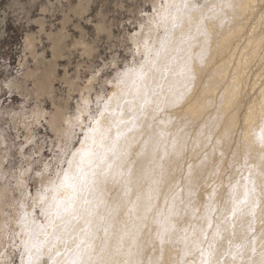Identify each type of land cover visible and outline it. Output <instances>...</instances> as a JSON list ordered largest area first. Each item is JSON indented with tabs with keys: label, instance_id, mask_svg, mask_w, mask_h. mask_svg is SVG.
I'll return each instance as SVG.
<instances>
[{
	"label": "snow or ice",
	"instance_id": "1",
	"mask_svg": "<svg viewBox=\"0 0 264 264\" xmlns=\"http://www.w3.org/2000/svg\"><path fill=\"white\" fill-rule=\"evenodd\" d=\"M4 3L5 0H0V7ZM28 3L37 11L27 22L22 40L23 53L14 57L0 49V207L17 209L14 217L17 227L8 233L14 255L8 256L6 250L0 252V264H42L44 257L47 258L46 264H142L134 259L131 249L124 252L117 248L109 254L106 245L97 247L95 244L99 232L108 236L111 219L118 211L117 207L107 208L104 215L98 213L104 202L95 195L97 168L104 165L101 175L118 177L127 185L132 169L124 165L129 162L132 150L139 149L137 156L152 157L150 175L159 178L152 180L154 187L145 197L143 218H146L154 207L152 200L157 198L153 193H158L159 184L166 175V161L182 159L189 146L193 152L203 149L202 158L195 164L191 161L184 164L187 169V198L182 195L185 188L180 187L179 202L173 195L170 203L167 199L165 201L167 211H157L155 239L159 241L160 254L150 257L148 264H264V183L258 185L256 179L257 175L264 178V171L255 172L256 166L249 165L245 157L237 169L240 179L235 182L230 179L225 196L219 192L225 185L215 181L217 168L207 174L211 179L205 184L204 201L200 207H195L196 201L192 199L198 194L191 180L194 167H206L207 149L210 147L215 153L234 134L230 126H224L222 135L215 137L213 144V129L219 130L228 115L221 111V107L226 100L231 104L238 99L240 66L248 62L245 53L251 40L243 51H237L230 58V67L235 69L228 73L230 80L223 68L213 74L219 75L224 85L216 93L219 105L217 99L205 100L215 115L200 125L195 137L185 131L192 122L187 117L178 120L173 114L174 110L196 102L197 82L211 57L209 22L218 21L220 29L230 23L223 7L211 4L205 10L209 0H204V3L171 0L164 5L162 15L150 17L146 23H162L164 36L159 47H149L145 43L144 62L138 70L117 71L114 79L119 91L104 100L101 112V116L111 114L114 121L112 128L106 129L101 136L103 152L98 156L99 163L90 170L78 166L75 173H70L71 161H67V167H61L55 179L49 172L48 183H44L43 172L36 171L35 176L41 178V185L33 191L34 185L28 181L32 167H23L22 163L20 167H13L11 162L17 159L14 153L19 154L21 161L29 158L23 155L25 150L38 138L42 129L53 125L56 108L52 105L48 111L42 112L38 103L33 108L31 104L25 107L14 102L18 98L30 100L29 91L38 97L46 84L43 74L57 77L61 71L67 74L68 53L71 52L74 58L85 59L96 51L101 35L119 37L112 36L102 18L98 10L99 0H28ZM224 6L232 9V0H227ZM141 15L148 16L149 13L142 10ZM261 20L264 21V13ZM186 22L188 30L175 39L176 30L183 29ZM144 27V24L140 25L141 29ZM136 35L134 33L133 38ZM259 43L264 47V36ZM197 47L199 50L194 51ZM239 47L237 45V49ZM170 50L175 54L170 55ZM236 55L240 57L239 62ZM114 60L110 63L115 70ZM102 71L93 69L96 75ZM260 92L261 109L264 111V88ZM87 103L85 100L84 104ZM113 103L115 108H110ZM13 107H19L20 111H12ZM93 123L95 126L89 131L95 143L100 120ZM172 127L175 132L170 130ZM113 128L111 143L105 145L103 141ZM21 130L26 133L24 143L17 144ZM9 132L16 135L6 139ZM253 137L264 149V126L254 131ZM219 155L223 157L224 152L220 151ZM89 164L92 165L93 161L89 160ZM44 172H48L47 165ZM130 191L126 188L125 194ZM136 208L137 205L133 204L130 211L134 212ZM181 213L190 215L199 223L181 227L177 222ZM38 217L42 218L39 222ZM9 228L8 220L0 223V233ZM166 244L180 253L177 258L165 259ZM117 256L125 259L117 260Z\"/></svg>",
	"mask_w": 264,
	"mask_h": 264
},
{
	"label": "bare ground",
	"instance_id": "2",
	"mask_svg": "<svg viewBox=\"0 0 264 264\" xmlns=\"http://www.w3.org/2000/svg\"><path fill=\"white\" fill-rule=\"evenodd\" d=\"M198 2L204 3V0H198ZM169 3H171V0H152L154 11L152 10V13L147 16V20L150 17H159L162 15L164 5ZM226 3L227 0H223V3L222 0H209V3L205 5V10L207 7L211 6V4H216L217 7H223V13L230 20V23H226L224 28L220 29L218 21L209 22V31L212 33L211 57L205 71L200 74V80L197 82L198 94L196 102L182 109L174 110L173 113L178 120L187 117L192 122L191 126L185 129V131L192 137H195L200 129V125L208 121L211 115H215V111L204 103L205 100L217 99V91L222 90L224 86L222 78L219 75L214 76L213 74L219 73L221 68L225 70V76H228L230 71H234L235 69L230 67V58L237 51H243L244 46H247L249 40H251V45L245 53L248 57V62L240 66L241 90L238 93V99L231 104L226 100L221 107V111L228 115L219 130L213 129V144L215 143V137L222 135L224 126H230L234 134L232 138L225 141L215 153H213L212 148L209 147L207 149L206 167H194L193 169L194 175L191 177V180L198 193L192 197V199L196 201L195 207H200L204 201V194L206 191L205 184L211 179L207 175L208 172L215 171L217 168L219 169L215 181L217 184L223 183L225 185V188L219 190L220 195L225 196L226 186L230 179L232 182L240 179L237 169L244 163L245 157L249 165L256 166L254 169L255 172L259 173L260 171H264V159H261V157L264 156V149L256 143L253 137V132L258 131L264 126V111L261 109L260 92V89L264 88V47L259 43L261 37L264 36V21L261 20V14L264 13V0H232V9L224 6ZM253 27L255 31H253ZM187 30L188 25L186 22L183 29L176 30L174 38L178 39L181 33ZM230 32L231 35L229 34ZM134 33L138 34L135 38H133ZM134 33L129 36V39L136 45L137 43L140 44L138 42L139 38H144L145 43L147 42L149 47H159L160 41L164 36V25L162 23L157 25L147 24L143 29L139 27L138 31ZM156 39L158 41H156ZM145 43L140 44V46L137 45L138 50H142V58L140 61L138 63L134 62L131 65L129 64L126 69H139L145 58ZM237 45L240 46L239 49H237ZM198 50V47L194 49V51ZM169 54L175 53L170 50ZM235 58L237 62L240 61L239 55H236ZM43 75L45 76L46 84L42 86L40 95L37 97L35 92L29 91L28 93L34 99L33 108H35L38 103L40 110L46 112L47 110L40 104V98L52 96L54 91L53 85L57 76ZM66 75V80H69V76L66 73H63L62 77L65 78ZM75 77L77 76L75 75ZM93 77L94 76H91L86 79L83 84L70 82L69 89L78 92L80 101L76 103L74 113L69 114L68 112L67 104L69 95L61 101L52 102L56 108V118L50 129L56 136L62 137L64 134L69 133L77 122L83 120L82 117L86 111L85 107L89 104V92L92 90V84L96 79V76L95 78ZM228 79L230 80V76H228ZM89 81H91V83H89ZM165 87H167L166 84ZM110 89L111 90L107 93V98L111 97L114 92L119 91L116 83ZM85 100L88 102L87 105L84 104ZM217 105H219L218 99ZM100 108V112L97 113L98 116L94 119L92 118L94 121L96 119L100 120V131L95 135L96 142H93V135L89 131L90 127L95 126L94 123H92V126H87L85 128L80 145L76 150H73L71 154L70 173H75L78 166L87 170L85 166L89 163V160L93 161L94 166L99 163L98 156L103 152V149L100 147L101 136L106 129L112 128L114 121V117L109 113H104L101 116L103 105ZM110 108H115V104L113 103L110 105ZM77 117H79V119H77ZM170 130L175 132L174 127ZM114 132L115 129L113 128L112 132L104 139L103 142L105 145L111 143V137L114 135ZM137 151H139L138 148L132 150L129 162L124 165L125 168L130 167L132 169L130 183L127 185L118 177L114 179L111 175L107 177L101 175L100 171L104 165L97 168L95 195L104 202L98 209V213L101 215L106 214L107 208L118 207V211L111 219V227L108 236L105 237L102 231L99 232V238L95 240V244L97 247L106 245V251L109 254L114 253L117 248L122 249L124 252L131 249L135 254L134 259L141 261L142 264H148V259L150 257L160 254L159 241L155 239V234L158 229V225L155 222L157 219L156 213L159 210L167 211L165 201L167 199L170 203L173 195L177 196V202H179L181 196L179 192L180 187L185 188V192L182 195L187 198V169L184 168V164L189 161L195 164L202 158L203 149L193 152L191 151V146H189V151L185 153L182 159L176 160L172 158L166 161V175L159 184L158 193H153L157 198L152 200L151 203L154 207L151 212L147 213L146 218H143L145 217V197L149 189L154 187L152 180L158 179L159 177L150 175L152 157L150 155L137 156ZM220 151L224 152L223 157L219 155ZM109 158L111 159V157ZM181 169H183V172ZM256 179L258 185L264 183V178L259 175L256 176ZM126 188L131 189L127 195L125 194ZM133 204L137 205L134 212L130 211ZM186 218H188V222ZM244 219L247 220L248 218L245 217ZM177 222L181 227L188 224L199 223V221L193 220L190 215L184 214H181L177 218ZM79 226L80 225H77V227ZM257 227H259V225H257ZM125 233H127V235H125ZM179 254L180 253L176 251L172 245H165V259H175ZM116 259L124 260L125 257L117 256ZM42 264H44L43 261Z\"/></svg>",
	"mask_w": 264,
	"mask_h": 264
},
{
	"label": "rangeland",
	"instance_id": "3",
	"mask_svg": "<svg viewBox=\"0 0 264 264\" xmlns=\"http://www.w3.org/2000/svg\"><path fill=\"white\" fill-rule=\"evenodd\" d=\"M18 3L19 6H17V0H5L3 7H0V49L6 55L14 57L23 53L22 40L27 31V22L32 13L37 11L28 3V0H18ZM98 10L101 11L102 18L109 26L112 36L119 37V39L110 38L106 34L101 35L96 43V51L92 56L85 59L74 58L71 52L68 53L66 63L68 64L67 74L69 80H65L62 77L64 72L61 71L60 75L55 79L56 81H54L52 96L40 98L41 106L48 111L53 105V101H61L69 95L67 106L69 114H72L75 112L76 103L80 101L78 92L69 89L70 82L83 84L86 79L96 76L92 84L93 88L89 92V104L85 107L86 111L83 114V120L77 122L70 132L62 137L56 136L50 127L42 129L38 138L33 141V144L23 154L25 157H29L28 159L21 161L19 154L14 153L17 159L11 162L13 167H20L21 163L23 167H32L33 172L28 177V181L34 185L33 191L41 185V178L35 176L36 171L43 172L44 183H48L49 172L52 178L55 179L61 167H67L66 162L70 161L73 150H76L80 145L85 128L92 126L93 119L98 116L97 113L100 112V107L103 105L105 98H107V93L116 83L114 78L117 75V71L125 70L129 64L138 63L142 58V50H138L137 45L140 46V44L145 43V39L139 38L138 42L140 44L137 43L136 45L129 39V36L138 31L141 24L147 25V16H142L141 11L152 13V0H99ZM156 41L158 40L156 39ZM113 60L117 66L115 70L110 63ZM105 65H108V67H105ZM93 69H103V71L96 75ZM27 95L30 100L18 98L14 103L16 105L23 104L25 107H29L31 104L33 107L34 99L29 93ZM12 111H20V108L13 107ZM15 135V132H9L6 139L8 136ZM25 135L24 130H21L20 137L16 143L23 144ZM46 165L48 166V172H44ZM93 166L94 163L93 165L88 163L85 167L90 170ZM3 213H8V215L5 216ZM16 213L17 209L14 207H0V223L8 220L10 224L9 229L0 233V252H5L6 250V254L10 257L14 255V252L9 244L10 237L8 233L11 229H16L17 227L14 223ZM37 219L38 222L42 220L40 217ZM187 220L188 218H186ZM46 260L47 258L44 257L42 260L44 264H46Z\"/></svg>",
	"mask_w": 264,
	"mask_h": 264
}]
</instances>
